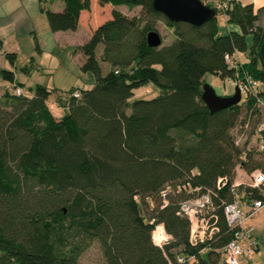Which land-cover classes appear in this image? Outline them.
Here are the masks:
<instances>
[{
    "label": "trees",
    "instance_id": "1",
    "mask_svg": "<svg viewBox=\"0 0 264 264\" xmlns=\"http://www.w3.org/2000/svg\"><path fill=\"white\" fill-rule=\"evenodd\" d=\"M218 1L230 5L226 19L239 30L219 33L216 15L201 25L171 21L152 0H64L61 10L45 9L53 31L90 27L76 49L83 55L81 70L95 78L92 87L71 95L59 118L47 104L45 84L37 83L29 96L6 90L0 97V264H78L94 239L102 251L99 264H226L222 247L233 229L223 206L232 199L236 165L264 170V150L258 160L255 149L234 143L231 129L259 115V108L249 93L247 115H239V102L210 111L201 89L207 72L233 79L248 74L262 82L258 95L264 98V24H256L252 2ZM120 4L141 10L127 14L115 7ZM158 18L174 37L151 46L146 32ZM246 50L248 59L236 66L225 60ZM5 54L13 63L15 52ZM0 75L15 78L9 69ZM149 82L159 88L156 96L129 100ZM219 176L226 177L221 187ZM240 188L263 198L257 188ZM206 190L218 229L192 242L179 201ZM136 197L149 207L145 215ZM158 222L171 235L162 246L152 240ZM178 255L194 258L178 262Z\"/></svg>",
    "mask_w": 264,
    "mask_h": 264
},
{
    "label": "rangeland",
    "instance_id": "2",
    "mask_svg": "<svg viewBox=\"0 0 264 264\" xmlns=\"http://www.w3.org/2000/svg\"><path fill=\"white\" fill-rule=\"evenodd\" d=\"M210 1L214 6L217 5L218 0H203L205 3H210ZM247 1L242 0L243 3H247ZM93 3H96L95 0H93ZM61 4L63 5V0H0V36H2L0 69L12 70L15 75L13 82L4 79L0 75V97L6 90L13 92L15 84L23 87L27 96L33 94L37 83L46 84L51 91L47 104L56 117H60L66 112L63 105L67 104L73 90H78L80 94V89L92 87L95 78L91 71L81 70L80 65L83 55L81 51L74 50L76 42L84 40L83 36L90 27L81 24L76 31L67 29L60 30L58 33H55L49 27L45 9L60 10ZM229 6V4L227 8L216 6L218 8V13L215 14L216 20H220V24L219 22L218 24L219 29L222 31L228 28L226 10ZM123 7L128 14L139 13L141 10L140 5L130 9L127 6ZM106 13L107 11L101 12L97 16L96 22L101 16H105ZM151 24L160 33L162 37L161 44H167L172 41L174 31L165 23L163 18H158ZM35 38L39 47H41L40 50L36 48ZM6 52H15L16 56L13 63L6 57ZM237 54L239 59L248 58L247 50L238 51ZM238 57L234 59L240 62ZM24 67H27L29 71H24ZM105 70L106 63L104 62L102 63V71L104 72ZM204 79L219 95L232 94L235 90L236 85L233 77L226 76L223 78L218 74L207 72L204 75ZM158 93L159 88L149 82L135 88L134 95L129 100L131 101L138 97L151 98ZM247 98V94L242 91L241 100L239 101L241 105L239 115H247L245 106ZM58 100L62 102L61 105L58 104ZM51 101L56 106H59L54 108L50 104ZM127 111H130V106L127 107ZM259 115H264L261 109ZM252 152L258 160L263 159L260 151L253 150ZM136 200L139 202L140 212L145 215L149 207L141 203L139 197H136ZM148 200V205H152V200ZM202 255L206 256V251H203ZM101 262L102 251L98 242L94 239L82 251L78 264H99Z\"/></svg>",
    "mask_w": 264,
    "mask_h": 264
},
{
    "label": "built area",
    "instance_id": "3",
    "mask_svg": "<svg viewBox=\"0 0 264 264\" xmlns=\"http://www.w3.org/2000/svg\"><path fill=\"white\" fill-rule=\"evenodd\" d=\"M218 7L227 8L226 2L217 1ZM225 60L230 65L236 66L237 62L230 54L225 55ZM234 83L240 91L251 94L255 97V105L264 113V98L258 95L259 87L262 82L253 79L251 76H240L236 73ZM16 94H25L24 88L14 85ZM72 95L79 96L78 90H74ZM234 143L243 149H255L262 152L264 150V115H249L245 121L237 123L231 129ZM254 142V143H252ZM226 183V177L219 176L217 186ZM257 188L262 193L263 198H256L251 195L249 190L245 193L240 186ZM188 185H183L186 187ZM190 187V185H189ZM167 185L161 192L162 206L168 203ZM191 188V187H190ZM198 189V187L196 188ZM232 199L224 203L223 211L227 224L233 229L231 238L222 247L224 262L226 264H239L241 255H250L258 246V241L253 234L252 227L246 223L248 218L260 207L264 205V170L261 167L255 168L250 172L243 170L241 163L235 168V176L230 187ZM244 195V196H243ZM213 202L211 190L197 193L196 195L184 198L179 201L178 213L186 216L190 222V240L192 242L204 241L211 238L218 229L212 220ZM151 221H153L151 219ZM171 239V235L165 230L163 223L158 222L152 229V240L162 246ZM193 256L185 257L178 255L177 261H192Z\"/></svg>",
    "mask_w": 264,
    "mask_h": 264
},
{
    "label": "water",
    "instance_id": "4",
    "mask_svg": "<svg viewBox=\"0 0 264 264\" xmlns=\"http://www.w3.org/2000/svg\"><path fill=\"white\" fill-rule=\"evenodd\" d=\"M152 5L171 21H185L193 25H201L216 14V8L202 0H152ZM146 41L151 46H159L162 37L156 29H149L146 32ZM201 97L210 111H215L238 103L241 100V91L235 86L232 94L219 95L209 83L204 82Z\"/></svg>",
    "mask_w": 264,
    "mask_h": 264
},
{
    "label": "crops",
    "instance_id": "5",
    "mask_svg": "<svg viewBox=\"0 0 264 264\" xmlns=\"http://www.w3.org/2000/svg\"><path fill=\"white\" fill-rule=\"evenodd\" d=\"M240 2L243 3L242 0H240ZM247 2H252L253 7H254V10L258 12V19L256 21V24L263 25L264 24V0H248ZM63 6H64V0H63L62 7L59 8V9L61 10L63 8ZM123 6H126V5L125 4H120V5H116L115 7L128 14L127 11H124V7ZM217 22H219V24H220V20H218ZM226 22L228 24L227 25L228 26L227 30L222 31L221 29H219V33H225V32H227V31H229L231 29L239 30V27L235 23H230V22L227 21V19H226ZM81 24L82 23H78L77 26H76V28L75 29H71V30L76 31L78 29L79 25H81ZM59 31L60 30H55L54 32L55 33H58ZM90 34H91V29L88 28L87 31H86V33L83 36V39L84 40H81L82 42H76L77 44H75L76 46L74 48L75 51L77 50L76 47L78 45L82 44L84 41H86L89 38ZM0 38H2V36H0ZM245 38H246L247 43L248 44H251V42H252V36H251V34H246V37ZM35 40H36V38H35ZM40 48L41 47H39V44H38V49L40 50ZM100 49H101V47H100ZM237 52L234 54V56L236 58L238 57ZM238 59H239V57H238ZM247 59H243L242 58V59H239V60H240V62H244ZM107 67H108V64L106 63V68ZM23 70L24 71H29V69L27 67L25 69H23ZM46 86H47L48 89H50L48 85H46ZM50 93H51V91H50ZM50 104L54 108H57L59 105L62 104V102L58 100V104H59L58 106H56L52 101H51ZM64 109H65V106H64ZM52 113H53V111H52ZM56 118H59V117H56ZM246 223L252 227L253 234L256 237L257 241H258V246H257V248L250 255H247V254L241 255L240 256V259H239L240 260V263L239 264H264V205L262 207H260L259 209H257L248 218V220L246 221ZM203 251H205V250H202V252Z\"/></svg>",
    "mask_w": 264,
    "mask_h": 264
}]
</instances>
